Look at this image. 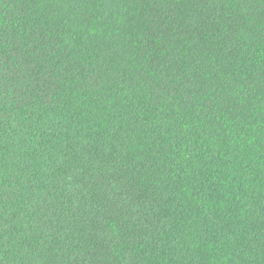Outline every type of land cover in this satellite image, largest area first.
<instances>
[{"label":"trees","instance_id":"16d2710c","mask_svg":"<svg viewBox=\"0 0 264 264\" xmlns=\"http://www.w3.org/2000/svg\"><path fill=\"white\" fill-rule=\"evenodd\" d=\"M0 264H264V0H0Z\"/></svg>","mask_w":264,"mask_h":264}]
</instances>
